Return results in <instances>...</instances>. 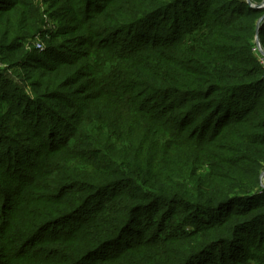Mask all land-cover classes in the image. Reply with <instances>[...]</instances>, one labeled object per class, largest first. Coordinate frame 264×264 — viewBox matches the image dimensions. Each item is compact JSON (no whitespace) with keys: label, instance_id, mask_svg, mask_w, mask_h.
<instances>
[{"label":"trees","instance_id":"trees-1","mask_svg":"<svg viewBox=\"0 0 264 264\" xmlns=\"http://www.w3.org/2000/svg\"><path fill=\"white\" fill-rule=\"evenodd\" d=\"M250 1L62 4L85 25L81 40L104 51L86 54L99 61L94 86H78L83 54L19 48L14 63L47 83H31L36 100L18 106L16 125L0 114L2 142L15 127L29 142L0 153V264H264V70L253 51L256 38L264 49V0ZM11 9L25 12L14 19L28 35V6L0 4V20ZM4 34L0 48L16 49ZM139 89L151 111L136 105ZM170 114L180 125L159 122ZM188 117L186 160L160 135L187 133Z\"/></svg>","mask_w":264,"mask_h":264},{"label":"rangeland","instance_id":"rangeland-1","mask_svg":"<svg viewBox=\"0 0 264 264\" xmlns=\"http://www.w3.org/2000/svg\"><path fill=\"white\" fill-rule=\"evenodd\" d=\"M14 0H0V4L3 5H9ZM28 6V22H29V29L30 33L26 35V31L21 29L24 27L23 23H17L15 16H17L18 20L19 18L25 16V12L23 11H13L14 9H11V11H7L6 13H3L4 18L0 20V46L3 44L1 42V33L4 32V36H7L9 42L8 44H13L16 46V49H13L12 51H7L6 48H0V98H6V94H8L7 97L9 101H2L0 100V109L2 110L0 114H6L10 111L13 112L15 115H13L14 118V125H16V121H20V108L18 106L24 105L25 99H30L32 101L36 100L35 94H33V89L31 87V83H39V86L46 85L47 80L43 79L41 81V77L39 75H33L29 71H25L23 69H20L19 63H14L15 61L20 60L23 56L19 55L18 52H20L19 48H22V51L24 52V55H27L34 50L39 51H47L50 50L51 52H54V54H60L63 58H73L74 56H77L74 52H79V54H83L81 58H78V62L76 61V70H79V67L84 71V74L89 77H83L81 74H79L76 78H80V81L78 83L79 85L87 84L88 86H94L95 82L99 80L96 76L97 71V62L98 59H94L86 57L87 53L89 51H96L97 54L104 55L103 50L95 49L92 47H88L83 39L84 37H89L88 32L85 29L84 26H77L69 21L70 15L67 13L62 14V6L69 2L70 0H21ZM63 4V5H62ZM15 5H13L14 7ZM27 11V7H26ZM80 18V17H77ZM96 35H98V31L95 32ZM110 38L109 42H113L117 40L116 34L112 31L109 32ZM115 34V35H114ZM105 35V32L103 33ZM102 38V36H101ZM90 40H94L93 37L90 38ZM116 43V42H115ZM112 44V43H111ZM59 45V46H58ZM115 45V44H114ZM113 45V46H114ZM257 45H260V42L258 39H255L253 42V51L256 56ZM114 48V47H113ZM119 48V47H117ZM261 49L264 51V49L261 47ZM86 52V53H85ZM264 55V54H262ZM105 56V55H104ZM53 54H49L46 58L41 59L42 62L49 63L52 60ZM100 58V55L98 56ZM81 59V61H80ZM99 62V61H98ZM82 65V67H81ZM94 67V68H93ZM102 74H107L104 71H101L99 73V78L102 76ZM89 78V83H85L86 79ZM9 83V87H7V83ZM92 82V84H91ZM108 82V81H107ZM113 82H117L116 80H113ZM124 85H122L120 88L121 90L124 89L125 92H130L129 89H126L125 86H128V82H123ZM87 86V88H88ZM81 87V86H79ZM93 89H89L90 91L95 90V87H92ZM110 92H112V88H107ZM106 89V90H107ZM137 90V89H136ZM139 89L135 94L137 93L139 96H136L138 101H136V105L138 103H141V106H146L147 110H150L151 105L147 104V101L151 99L153 96H148V94L145 93V91H140ZM45 92V90H41ZM108 91V92H109ZM65 92V91H64ZM157 100V99H155ZM12 103L14 106L12 108H9L8 103ZM138 102V103H137ZM17 106V109L14 110V107ZM161 110V109H160ZM151 111V110H150ZM152 113V112H151ZM156 116H159L157 112H153ZM186 115V114H185ZM149 117V115H145ZM160 118V117H159ZM128 119V118H127ZM131 119V118H130ZM161 122L165 126H174L177 127L179 124V120L173 114L170 115H164V117L160 118ZM187 120H194V123H190V127L187 129V133L181 134L179 131L174 132L169 129V131L173 132L172 136L170 137H164L163 135L160 140L164 141L165 144L168 147H173L172 144L174 141L180 142L176 144L174 147L176 151V155L179 158L184 157L187 159H195V149L192 148H183L179 147L181 145L182 141L185 143V140H188L187 142L195 143V118L192 119V117H188ZM46 124L47 121H44ZM157 121V123H159ZM180 127V126H179ZM125 131H127L131 127L123 126L122 127ZM37 129V127H33V130ZM23 128H16L13 129V134L10 135V137H13L10 139V141H3L2 137H0V153L9 152L13 148H17V144L19 145H26L29 144L27 141H23L21 136V133L23 132ZM40 131H42V128L39 127ZM175 134V135H174ZM181 136H179V135ZM1 136V135H0ZM179 136V137H178ZM163 138H165L163 140ZM170 140V143L168 141ZM32 140L33 139L32 137ZM15 142V143H12ZM5 144H8L7 147H4ZM80 145V144H78ZM11 148V149H10ZM80 148L81 151L86 148L84 145H81ZM187 150H191L192 152H189ZM21 155V154H20ZM13 156V155H12ZM22 156V155H21ZM25 161L30 159L28 155L24 156ZM8 160V159H7ZM12 160V159H11ZM85 159H83V162ZM38 165V164H37ZM39 166V165H38ZM21 168H24L23 165L20 166ZM40 167V166H39ZM28 170H31V167H26ZM195 170L194 167H189L188 172L191 169ZM79 171L81 173H87L89 174L91 172V169L89 168V165H85L84 163L80 164ZM11 177V176H9ZM260 187L264 189V171L260 174ZM6 178V177H4ZM8 179V178H7Z\"/></svg>","mask_w":264,"mask_h":264},{"label":"built area","instance_id":"built-area-1","mask_svg":"<svg viewBox=\"0 0 264 264\" xmlns=\"http://www.w3.org/2000/svg\"><path fill=\"white\" fill-rule=\"evenodd\" d=\"M244 1H245L246 3H248V1H250V0H244ZM263 3H264V2H263ZM263 3H262V4H263ZM248 5H249L250 7H252V8L255 7V5L251 3V1H250V3H248ZM256 50H257L256 53H257V55H258L259 61H260L261 65H262V67H263V70H264V55H262V54H264V51L261 49V47H260L259 45H257ZM260 179H261V177H260Z\"/></svg>","mask_w":264,"mask_h":264},{"label":"water","instance_id":"water-1","mask_svg":"<svg viewBox=\"0 0 264 264\" xmlns=\"http://www.w3.org/2000/svg\"><path fill=\"white\" fill-rule=\"evenodd\" d=\"M248 3H250V1H248ZM259 7H260V8H264V3H263V4H261ZM262 19H263V18H262ZM262 19H261V20H262ZM260 22H261V21H259L257 25H259V24H260ZM256 39H257V38H256Z\"/></svg>","mask_w":264,"mask_h":264}]
</instances>
